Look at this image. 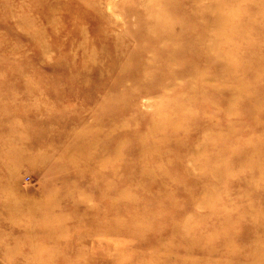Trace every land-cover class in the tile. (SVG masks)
Segmentation results:
<instances>
[{
    "label": "rangeland",
    "instance_id": "obj_1",
    "mask_svg": "<svg viewBox=\"0 0 264 264\" xmlns=\"http://www.w3.org/2000/svg\"><path fill=\"white\" fill-rule=\"evenodd\" d=\"M263 62L264 0H0V264H264Z\"/></svg>",
    "mask_w": 264,
    "mask_h": 264
},
{
    "label": "bare ground",
    "instance_id": "obj_2",
    "mask_svg": "<svg viewBox=\"0 0 264 264\" xmlns=\"http://www.w3.org/2000/svg\"><path fill=\"white\" fill-rule=\"evenodd\" d=\"M205 15L206 14L204 12H203V14H201V22H200L201 28H199V38H198L199 40L200 39L203 40L204 35H205V29H207V27L211 28V26L216 23L215 19L207 20L206 19L207 16H205ZM206 31H208V30H206ZM170 37H171V34L163 31V24L156 21L148 29V32L141 33V35H139L136 39L145 41L146 46H147L146 51L152 52V58L153 59L161 57V60H162L164 58L170 59L171 57L169 55H171V51H170L169 47L166 48V46H162L159 48L157 46H158V44L162 43L163 40L169 39ZM231 67L232 66H230L228 69L229 74L231 72H233V69ZM249 69H251V71H253V73L264 72V62L260 65L259 64H250Z\"/></svg>",
    "mask_w": 264,
    "mask_h": 264
}]
</instances>
